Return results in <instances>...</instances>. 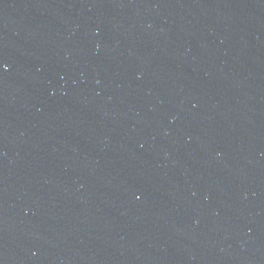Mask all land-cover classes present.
<instances>
[{"label": "water", "instance_id": "1", "mask_svg": "<svg viewBox=\"0 0 264 264\" xmlns=\"http://www.w3.org/2000/svg\"><path fill=\"white\" fill-rule=\"evenodd\" d=\"M0 264H264V0H0Z\"/></svg>", "mask_w": 264, "mask_h": 264}]
</instances>
